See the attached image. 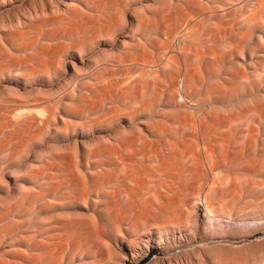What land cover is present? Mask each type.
<instances>
[{
	"label": "rangeland",
	"instance_id": "obj_1",
	"mask_svg": "<svg viewBox=\"0 0 264 264\" xmlns=\"http://www.w3.org/2000/svg\"><path fill=\"white\" fill-rule=\"evenodd\" d=\"M0 264H264V0H0Z\"/></svg>",
	"mask_w": 264,
	"mask_h": 264
},
{
	"label": "bare ground",
	"instance_id": "obj_2",
	"mask_svg": "<svg viewBox=\"0 0 264 264\" xmlns=\"http://www.w3.org/2000/svg\"><path fill=\"white\" fill-rule=\"evenodd\" d=\"M254 16V15H253Z\"/></svg>",
	"mask_w": 264,
	"mask_h": 264
}]
</instances>
